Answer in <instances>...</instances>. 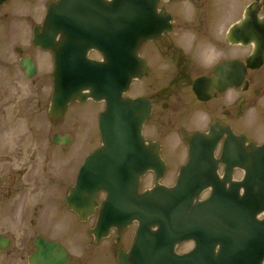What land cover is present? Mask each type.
I'll return each mask as SVG.
<instances>
[{
	"label": "water",
	"instance_id": "obj_1",
	"mask_svg": "<svg viewBox=\"0 0 264 264\" xmlns=\"http://www.w3.org/2000/svg\"><path fill=\"white\" fill-rule=\"evenodd\" d=\"M156 5L157 0H59L48 9L44 33L34 36V45L50 51L53 57L51 118H62L73 102L91 99L105 104L98 120L102 146L81 166L65 198L66 205L81 220L99 208L96 235L138 221L131 252L128 257L121 255L122 263L263 264L264 219L258 221L256 216L264 213V143H250L243 155L228 152L224 146L220 161L226 168L221 180L213 157L218 134L213 129L209 134H194L186 138L188 161L175 186L158 184L166 166L159 157V147L146 146L141 136L149 105L140 98H123L132 81L146 75V64L138 57L140 46L164 31L165 19L155 11ZM69 7L81 18L80 24L84 20L87 24L71 25ZM233 30L244 35L243 39L254 33L246 26ZM57 35L59 41H55ZM91 49L102 61L87 58ZM262 55L264 43L256 46L252 59ZM236 66L234 62L229 65L234 71ZM21 68L28 78L35 72L29 60H22ZM53 140L56 144L69 142L67 136L55 135ZM233 165L245 172L240 183L231 182ZM148 171L155 175V187L139 194L140 177ZM208 188L210 196L199 202V195ZM101 192L105 199L99 204ZM189 240L195 248L176 255L175 247ZM7 244L0 237V248ZM216 246L219 251L215 255L212 251ZM35 247L29 264H65V252L58 244L39 238Z\"/></svg>",
	"mask_w": 264,
	"mask_h": 264
},
{
	"label": "flooded vegetation",
	"instance_id": "obj_2",
	"mask_svg": "<svg viewBox=\"0 0 264 264\" xmlns=\"http://www.w3.org/2000/svg\"><path fill=\"white\" fill-rule=\"evenodd\" d=\"M56 1L44 0L43 10L38 4L39 0H18V8L10 11H4L1 5L0 26L6 31L16 30L15 43L18 46H32L35 29L42 27L48 6ZM155 9L158 14L165 15L167 30L159 38L148 41L140 48L139 54L147 64L145 79L148 83L144 95L134 97H142L150 105L149 119L142 128L145 141L159 143L161 154L162 141L186 144L184 136L208 132L210 127L216 126L226 130L220 137L216 155L221 153L222 144L226 140L236 147H242L243 140L246 144L262 143L257 137L264 134V118L257 115L250 119L249 111L264 115V57L259 67L249 68L247 59L253 54L255 44H234L232 40L236 36L232 35V39H229V35L233 26L244 20L248 9L252 25L264 21V0H158ZM256 31L259 45L263 42V32L259 28ZM88 56L101 59L93 51ZM233 61L240 66V85L232 87L219 84V90L214 82V89L206 86L201 90L209 97L199 99L194 91L195 82L200 78L215 79L217 68ZM224 72L231 82L232 70L228 75V68L225 66ZM1 93L7 94L2 87ZM25 113L21 114L24 118L27 116L31 119V115L35 116ZM8 115L7 105L0 104V124L6 125L3 117ZM215 131L218 132V129ZM223 169L220 165L221 174ZM233 174L236 180H240L243 175L237 168ZM3 180L8 181V178ZM51 213L50 210L46 213V221L35 220L36 218L27 221L26 215H22L21 234L22 237H27L26 229L27 226L30 227L32 247L34 240L42 237L63 246L67 255L66 264H122L119 261V251L128 253L137 223H132L122 231L112 229L107 237L97 240L90 233L95 225V218L86 231H80L67 243L50 238L55 227L54 215ZM11 245L10 239L9 247ZM24 250L21 247L17 252L22 253ZM33 250L30 248L27 256L21 254L19 259L26 263ZM4 252L5 250L0 252V264H9V254Z\"/></svg>",
	"mask_w": 264,
	"mask_h": 264
},
{
	"label": "rangeland",
	"instance_id": "obj_3",
	"mask_svg": "<svg viewBox=\"0 0 264 264\" xmlns=\"http://www.w3.org/2000/svg\"><path fill=\"white\" fill-rule=\"evenodd\" d=\"M17 2L8 1L2 9L16 10ZM43 2L39 0L38 3L41 10L44 9ZM7 31L0 26V87L7 93H1L5 97L0 94V104L7 105L9 112L8 117H3L6 125L0 124V234L11 239L12 245L4 252L9 254V264H26L19 257L21 254L27 256L33 237L29 234L32 233L29 226L27 237H22V215H26L27 221L31 218L46 221V213L50 210L55 220L50 236L53 239L63 235L68 241L87 229L83 224L80 226L73 213L66 209L64 198L75 182L81 162L100 145L97 122L103 105L92 101L73 103L68 106L63 119L52 121L48 116L52 93L51 54L31 46H18L16 30ZM23 57L32 58L37 66V75L32 79H25L18 66ZM147 83V79L134 82L125 96H143ZM24 113L35 116L24 118L21 116ZM257 115L264 118L262 114L249 111L250 119ZM55 133L68 134L71 143L54 145L52 136ZM257 138L263 140L264 134ZM161 143L164 147L162 157L171 166L161 183L169 185L187 159V147L178 141ZM5 178L8 181H4ZM147 180L144 178L141 188L150 185ZM21 247L25 250L18 253ZM188 248L186 244L179 250Z\"/></svg>",
	"mask_w": 264,
	"mask_h": 264
}]
</instances>
